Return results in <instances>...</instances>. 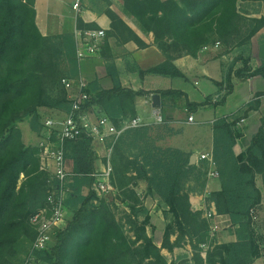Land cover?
<instances>
[{
  "label": "trees",
  "instance_id": "1",
  "mask_svg": "<svg viewBox=\"0 0 264 264\" xmlns=\"http://www.w3.org/2000/svg\"><path fill=\"white\" fill-rule=\"evenodd\" d=\"M241 1L264 0H123L125 10L143 30L154 35L155 45L167 58L158 66L141 70L140 75L184 79L186 76L174 64L178 58L197 57L216 43L233 46L247 22L238 8ZM107 15L112 21L110 37L147 47L116 13L108 10ZM36 19V0H0V264H13L22 239L34 242L31 218L45 207L51 187L58 184L50 183L49 175L41 171L40 150L24 143L19 124L28 120L32 131L40 134L41 109L69 114L72 101L62 79L69 66L71 79L80 73L75 35L44 36ZM251 22L254 26L244 41H250L264 27V18ZM78 28H83L80 21ZM107 72L113 88L102 89L98 81L88 83L89 100L84 109L99 107L102 115L119 127L123 120L137 117V99L151 93L124 88L114 64L107 67ZM257 76L264 79V62L258 68L248 61L240 69L232 67L224 81L216 83L227 90L222 100L231 94L234 78ZM156 94L174 100L184 98L188 113L197 112L210 100L193 103L185 93L173 90ZM262 96L264 92L257 93L239 114L213 124V154L222 188L211 193L208 200L215 204L218 215H229L239 228L237 242L209 244L203 257L200 246L208 243L210 224L202 211H193L186 187L202 178L197 185L205 188L207 171L203 167L208 170V166L206 162L200 167L191 165L192 153L159 144L176 134L171 121H165L160 126L127 130L114 146L112 182L121 203L130 209L126 223L117 218V205L92 190L93 175L98 170L93 140L81 136L65 143L70 217L67 227L56 233L54 246L36 253L37 260L44 264H167L161 249L147 234L150 218L135 191L141 181L147 184V196L160 199L172 215L164 248L172 251L189 238L195 264H254L264 257V238L256 229L264 208V123L242 156L234 151L240 136L237 125L260 108ZM258 177L262 178L263 190L257 185ZM140 215H145L143 221ZM175 231L179 236L171 244Z\"/></svg>",
  "mask_w": 264,
  "mask_h": 264
},
{
  "label": "crops",
  "instance_id": "2",
  "mask_svg": "<svg viewBox=\"0 0 264 264\" xmlns=\"http://www.w3.org/2000/svg\"><path fill=\"white\" fill-rule=\"evenodd\" d=\"M77 2H79V7L76 9L74 6ZM108 10L116 13L147 47L140 48L134 41L124 43L118 37H110L112 21L107 15ZM36 11L37 26L42 35L47 37L71 33L76 38L79 31L104 29L107 34L105 45L97 56L80 62L79 76L88 83L98 81L102 89L110 90L113 88V81L108 76L107 67L114 64L124 88L151 93L150 97L139 98L136 101L137 117L143 120L144 126H158L155 118L156 112L161 114L164 121H171L170 124L176 134L168 137L165 141L169 142L170 147L196 155L195 165L198 167L203 164L199 161V156L213 152L214 122L221 118L234 117L256 99L257 93L264 92V79L260 76L248 79L234 78L231 94L222 100L224 88H219L216 83L224 81L228 63L232 59L221 51L214 50L213 45L203 49L197 57L187 55L174 62L186 76L184 79L157 75L141 76L139 73L141 70L146 71L158 66L164 63L167 58L155 45L154 35L143 30L139 21L125 10L123 0H36ZM78 21L82 23V29L78 28ZM241 67L238 64L234 70ZM167 90L181 91L193 103H204L209 98L210 100L197 112L188 113L184 108V98L174 100L162 98L160 94H156V92ZM259 100L260 108L252 111L245 119V123L236 128L240 134L234 148L236 156H242L246 152L252 138L264 123V96ZM95 111L100 115L103 114L99 107H95ZM189 115L194 116L193 123L188 122ZM27 127L28 130L25 133L22 131L24 141L37 146V134L32 133L28 122ZM106 146L93 143L98 157V170L105 162ZM194 185L195 183L192 182L189 186L194 187ZM257 185L263 190L261 177H258ZM221 188L219 178H207L205 188L197 186V189H193L189 194L193 211H202L205 219H207V213H213V218L207 220L211 228H218L214 239L215 245H225L239 240V228L233 225L230 216L218 215L215 204L208 200L211 193L220 191ZM135 191L141 201V206L147 211L150 218L147 234L161 249L162 255L167 259V264H181L182 262L195 264L194 251L189 238L186 237L182 240L180 245L175 246L172 251L163 247L166 229L173 222L169 208L160 199L147 196L146 182L141 181ZM123 207L128 214L129 207L124 205ZM144 218L145 215L139 216L140 221H143ZM178 236L179 232L175 231L171 235L170 243L174 244ZM207 252L208 250L203 251L204 258H206ZM260 260L264 261L262 258L257 259L258 262Z\"/></svg>",
  "mask_w": 264,
  "mask_h": 264
},
{
  "label": "built area",
  "instance_id": "3",
  "mask_svg": "<svg viewBox=\"0 0 264 264\" xmlns=\"http://www.w3.org/2000/svg\"><path fill=\"white\" fill-rule=\"evenodd\" d=\"M74 7L77 9L79 2ZM76 38L77 58L81 62L93 58L101 52L106 43L107 34L104 29H91L77 32ZM219 45L220 43H217L216 46ZM62 85L68 91L69 99L72 101V109L62 120L53 118L46 120V132L38 146L41 171L49 175L50 183L57 181L58 184L51 187L45 207L31 218V225L36 232V238L32 243V251L35 253L49 251L54 246L56 233L64 230L68 224L70 211L66 201L68 200L69 189L66 183L69 173L66 168L65 143L81 136H87L93 140V143L107 145L105 162L102 168L93 175L95 182L92 187V190L100 198L106 197L117 192L112 182L114 146L127 130L137 129L145 125L141 118L136 117L123 120L121 125L117 127L107 116L97 113L95 107L84 109L89 100V94L87 93L88 82L83 77L63 78ZM155 118L157 124L164 122L159 112L155 113ZM194 121L195 118L191 115L188 122L193 123ZM245 121L242 119L237 127L244 124ZM198 159L200 162L207 163L209 179L220 178L213 152L201 154ZM206 218L212 219L213 213H207ZM217 229V227L211 228L210 226L208 243L200 246L203 251L208 250L209 244L214 242Z\"/></svg>",
  "mask_w": 264,
  "mask_h": 264
},
{
  "label": "rangeland",
  "instance_id": "4",
  "mask_svg": "<svg viewBox=\"0 0 264 264\" xmlns=\"http://www.w3.org/2000/svg\"><path fill=\"white\" fill-rule=\"evenodd\" d=\"M238 8L240 12L242 13V15L244 16V18L247 20L246 24L244 25L245 28H244L243 34L238 38L237 42L231 47L225 46L223 44L216 46L217 43L213 45L214 50L221 51L223 54L228 55L229 58L232 59V61L228 63L229 66H227L226 74L230 71L232 67L236 68L238 64H240L241 66H244V64H246L247 61L249 62V65L254 68L260 67L262 63L264 62V27L252 39H250V41H244V38L249 34L250 29L252 28V26H254L253 24L250 25L252 23L251 20L264 18V1L263 2L241 1L238 4ZM69 68L70 66L67 67V72L65 73L66 78L67 77L71 78L69 74L70 73ZM223 91H225L224 94L222 95L224 97L225 94L227 93V90L224 88ZM40 114H41V120H40L41 132L40 134H38L32 131V133L37 134L38 136L37 147L41 143L43 136L46 132V128H45L46 120L50 118H53L55 120H62L65 118V115H63L59 111L49 110V109H41ZM27 122L30 126V123L28 120L19 124L21 131H23L24 133L26 132V130H28ZM164 123L165 121L162 124ZM162 124H158V125L160 126ZM167 138H164L162 141L159 142V144L163 146H170L169 142L165 141ZM24 143L26 145L34 146L32 144L26 143L25 141ZM203 169L207 171L206 170L207 168L203 167ZM201 181H203L202 178L196 183L201 184L200 183ZM193 182L195 183V180H193ZM191 183L187 185L186 187L187 191H192L193 189L197 188V186L201 188L197 184H195L194 187L189 186ZM87 192L88 191L85 190L84 194L86 195ZM101 198L109 201L110 203L117 205V207H115L117 218L121 220L122 222L126 223L127 212L125 211L123 205L126 207L127 204L121 203V198L119 197V191L111 195H108L106 197L103 196ZM127 228L130 229V226L128 225ZM256 229H257V232L264 238V232H263L264 210L263 211L260 210L259 212V219L257 222ZM211 244H214V242H212ZM262 248L264 250V243L262 245ZM262 259H264V257H262ZM11 261L13 262V264H44L37 260L36 253L32 251V243L28 239H22L20 241V243L17 245V248H16V256ZM262 262L264 263V261L260 260L258 262L257 260H255L254 264H262Z\"/></svg>",
  "mask_w": 264,
  "mask_h": 264
},
{
  "label": "water",
  "instance_id": "5",
  "mask_svg": "<svg viewBox=\"0 0 264 264\" xmlns=\"http://www.w3.org/2000/svg\"><path fill=\"white\" fill-rule=\"evenodd\" d=\"M196 161H197V156L196 155H192L190 164L191 165H195Z\"/></svg>",
  "mask_w": 264,
  "mask_h": 264
}]
</instances>
